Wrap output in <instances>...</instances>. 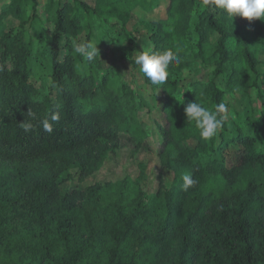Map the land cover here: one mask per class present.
Instances as JSON below:
<instances>
[{
	"label": "trees",
	"instance_id": "16d2710c",
	"mask_svg": "<svg viewBox=\"0 0 264 264\" xmlns=\"http://www.w3.org/2000/svg\"><path fill=\"white\" fill-rule=\"evenodd\" d=\"M91 1L0 0V264H264V72L253 47L264 20H232L202 0ZM101 23L119 26L128 52L100 53ZM74 40L93 44L91 61ZM169 49L181 63L152 85L136 55ZM238 87L258 99L253 130L226 101ZM195 101L226 105L210 140L187 122ZM53 112L48 133L41 122ZM126 139L139 175L78 187ZM185 174L197 181L187 191Z\"/></svg>",
	"mask_w": 264,
	"mask_h": 264
},
{
	"label": "rangeland",
	"instance_id": "374dc122",
	"mask_svg": "<svg viewBox=\"0 0 264 264\" xmlns=\"http://www.w3.org/2000/svg\"><path fill=\"white\" fill-rule=\"evenodd\" d=\"M52 0H39L41 8L50 4ZM55 2L57 0H54ZM92 3L91 0H88ZM157 0H140L139 4L143 9L150 8L151 5L156 4ZM137 19V17H136ZM133 19L128 24V29L132 30L135 35L138 37V44L141 49H147L150 46L149 43V34L148 30L143 27L142 25H137V20ZM120 28L119 26L114 27L111 29L108 23H101L100 28L97 29L95 27V34H96V42H94L95 47L100 50V53L103 54L106 58L111 57H119L121 54H125V52L129 50V46L124 39V37L120 36ZM257 52V57L261 61V69L264 72V42H255L253 44ZM122 66L125 68L128 74V79H131L130 76L132 74V65L126 60H122ZM209 69L208 67H203V70L200 69L198 75H201L204 72H207ZM138 75V73H136ZM136 79V78H135ZM252 90L244 91L241 87L236 88L235 90L226 91V101L228 104L235 109V111L239 115V120L243 128H250V121L254 120L259 126L261 123L259 120V102L254 92ZM156 115H160V113H155ZM254 127L251 129L253 130ZM131 142L130 140L126 139L121 144V149L114 155H111L110 159L105 163L103 168L93 177H90L88 180L84 182H79L78 187L84 188L86 185L94 183V182H101L107 183L110 181H116L122 179L124 176L125 171L129 172V174L133 177L139 175L140 170H138L136 166L137 156H132L130 158L131 152ZM153 148L156 150L158 147L157 145H153ZM145 149L141 150V154L145 160L149 158L150 164L154 165V160L151 156H148L145 153ZM150 168L146 171L147 174L150 173ZM71 185L69 183L63 184L62 189L67 190L70 188ZM150 189L151 187H147Z\"/></svg>",
	"mask_w": 264,
	"mask_h": 264
},
{
	"label": "clouds",
	"instance_id": "9594fccd",
	"mask_svg": "<svg viewBox=\"0 0 264 264\" xmlns=\"http://www.w3.org/2000/svg\"><path fill=\"white\" fill-rule=\"evenodd\" d=\"M202 5L217 9L232 20L237 15L248 20H264V0H202ZM72 47L75 53L82 55L86 61H91L97 50L92 43H84L77 40L72 42ZM180 63V55L172 49L167 50L163 54L142 51L135 58V64L139 66V72L150 80L152 85L165 82L169 77V67ZM201 95H203L202 92ZM225 111L226 105L224 103L216 105L215 109L206 108L197 101L189 103L185 107L187 122L195 123V126L199 129L201 139L205 141L213 138L222 127L224 117L221 114ZM29 116L35 118V114L30 109ZM59 118L58 113H51L49 118L41 122L43 130L51 133L53 131L52 122H57ZM20 126L25 132H30L33 129V124L25 120L20 123ZM196 183L197 181L191 175L185 174L182 188L187 191Z\"/></svg>",
	"mask_w": 264,
	"mask_h": 264
}]
</instances>
